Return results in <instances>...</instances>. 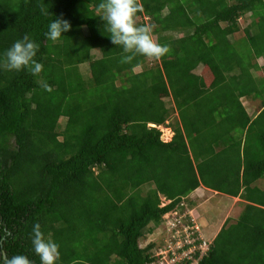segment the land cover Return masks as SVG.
I'll return each mask as SVG.
<instances>
[{
  "label": "trees",
  "instance_id": "obj_1",
  "mask_svg": "<svg viewBox=\"0 0 264 264\" xmlns=\"http://www.w3.org/2000/svg\"><path fill=\"white\" fill-rule=\"evenodd\" d=\"M101 2L0 0V259L40 264L39 223L58 264H146L158 244L142 243L169 233L165 214L204 185L244 208L205 231L210 251L185 264H264V0H137V25L168 52L127 63ZM55 16L72 28L52 42ZM24 35L39 45L38 76L3 63ZM261 95L252 118L241 98Z\"/></svg>",
  "mask_w": 264,
  "mask_h": 264
},
{
  "label": "clouds",
  "instance_id": "obj_2",
  "mask_svg": "<svg viewBox=\"0 0 264 264\" xmlns=\"http://www.w3.org/2000/svg\"><path fill=\"white\" fill-rule=\"evenodd\" d=\"M98 9L100 10L99 17L105 22L104 25L107 28L111 43L120 46L123 50L122 63L130 62L137 55L160 58L168 52L166 46L159 44L153 38L150 26L137 25L136 16L141 11L137 0H102L98 5ZM71 28L72 24L69 20L55 16L48 24L45 36L48 40L57 42ZM38 51L39 45L29 35H24L22 39L17 40L3 53V63L6 64L9 71L27 70L33 76H38L43 70L42 63L36 59ZM42 87L47 91H51V87L47 83L42 82ZM163 198L162 205L165 206L171 202L165 197ZM186 206L185 211L190 212L191 208L188 205ZM174 211L175 209L170 210L168 213ZM195 223L199 227L201 226L198 220H195ZM201 227L203 229V226ZM211 241L213 243V240ZM32 248L39 257L40 264H58L60 257L59 245L54 240L46 238L39 223L34 224L32 229ZM0 264H32V262L25 255H14L0 259Z\"/></svg>",
  "mask_w": 264,
  "mask_h": 264
},
{
  "label": "built area",
  "instance_id": "obj_3",
  "mask_svg": "<svg viewBox=\"0 0 264 264\" xmlns=\"http://www.w3.org/2000/svg\"><path fill=\"white\" fill-rule=\"evenodd\" d=\"M181 211L180 208L165 215L169 233L164 231L160 234V241L149 238L142 244V247L153 242L158 244L151 250L152 256L157 259L146 264H185L192 259L195 261L193 256L198 251L201 252V257L210 251L212 241L201 233V228L195 223L190 212L180 213ZM189 218L192 222H188Z\"/></svg>",
  "mask_w": 264,
  "mask_h": 264
},
{
  "label": "rangeland",
  "instance_id": "obj_4",
  "mask_svg": "<svg viewBox=\"0 0 264 264\" xmlns=\"http://www.w3.org/2000/svg\"><path fill=\"white\" fill-rule=\"evenodd\" d=\"M248 24L249 22L246 21L244 27H246ZM99 52L100 51L96 50V54H100ZM81 68L83 71L87 70L86 65H82ZM258 99H259L258 103L255 106H253L255 110L263 99L262 95L259 96ZM255 110L252 109L253 112ZM161 130L163 132L164 140L167 141L172 138V134L168 128L161 127ZM209 197L207 198V196H205L204 199L202 197L197 200L195 196H191L190 198L194 200V203L195 201H197V203H199L200 205L196 203H195L196 205L194 206L188 203L186 204L188 205L189 208H191L190 214L192 215V217L195 220H198V223H200L201 226H203V229L200 226V228L202 229L201 230L202 234L204 233V231H210L212 228L218 229L220 226H218L217 224H220V222L222 223L223 220H225L226 218L229 217H233L235 219L238 218L242 209L244 208V203L241 201L240 198H230L229 196L226 195H219L217 197H213L210 200ZM162 200H164L163 197ZM158 233L159 235H157L156 241H160V234L164 233L163 228H161L158 231Z\"/></svg>",
  "mask_w": 264,
  "mask_h": 264
},
{
  "label": "crops",
  "instance_id": "obj_5",
  "mask_svg": "<svg viewBox=\"0 0 264 264\" xmlns=\"http://www.w3.org/2000/svg\"><path fill=\"white\" fill-rule=\"evenodd\" d=\"M202 70H203V68H202V66H198L197 67V69L194 71V74H198V75H200L201 73H202ZM253 76H254V78H256V77H258V74L256 73V72H253ZM167 101H170V104L169 105H172V106H174L175 107V103H173L174 102V100H173V98H172V96H169V97H167ZM173 101V102H172ZM258 101L259 100H256V99H254V98H252V97H243V98H241V102H242V104L244 105V107L246 108V110H247V112L249 113V115L250 116H252V118H256L258 115H257V108H256V110H255V108L253 107V106H255L257 103H258ZM252 109L253 110H255L254 112L252 111ZM252 113V114H251ZM177 118H178V121H180L179 120V115H178V113H174V114H172L171 115V117H170V119L167 121V124L169 125V126H160V129H161V127H163V128H168L169 130H170V132H171V134H172V138L170 139V140H164L165 142H169V141H171L172 139H173V137H174V134H175V132L173 131V128H172V123L173 122H177ZM171 123V124H170ZM162 138H163V135H162ZM243 141V140H242ZM232 143H233V141H231V143H230V145H232ZM244 144H245V140L243 141V144H242V149L244 150ZM208 194V195H207ZM219 195H224V193H222V192H220V191H216V190H214V189H210V188H207V187H205L204 185H202L200 188H198L191 196H195V198L198 200L199 198H202L203 197V199L205 198V196H207V198L209 197L210 198V200L213 198V197H217V196H219ZM227 196H229L230 198H239V197H234V196H230V195H227ZM242 201V200H241ZM195 203L196 204H199V203H197V201H195ZM189 204H191V203H189ZM196 204H191V205H196ZM225 204H227V203H225ZM200 205V204H199ZM213 205V204H212ZM243 210V209H242ZM158 231L159 230H156L155 232H153V234L150 236V238L151 239H156V237H157V235H159V233H158ZM204 235L206 236V234H205V232H204ZM211 240H213V239H211Z\"/></svg>",
  "mask_w": 264,
  "mask_h": 264
}]
</instances>
